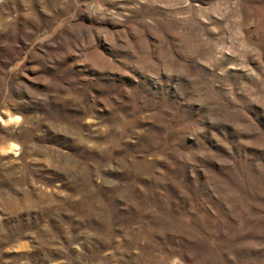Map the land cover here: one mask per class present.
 I'll list each match as a JSON object with an SVG mask.
<instances>
[{
	"label": "rangeland",
	"instance_id": "obj_1",
	"mask_svg": "<svg viewBox=\"0 0 264 264\" xmlns=\"http://www.w3.org/2000/svg\"><path fill=\"white\" fill-rule=\"evenodd\" d=\"M0 264H264V0H0Z\"/></svg>",
	"mask_w": 264,
	"mask_h": 264
}]
</instances>
